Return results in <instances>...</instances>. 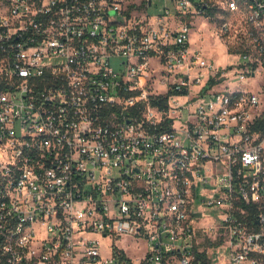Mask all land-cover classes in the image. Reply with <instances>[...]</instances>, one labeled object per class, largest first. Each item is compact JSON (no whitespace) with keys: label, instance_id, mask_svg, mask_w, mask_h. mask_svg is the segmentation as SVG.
Returning a JSON list of instances; mask_svg holds the SVG:
<instances>
[{"label":"built area","instance_id":"2783aa9c","mask_svg":"<svg viewBox=\"0 0 264 264\" xmlns=\"http://www.w3.org/2000/svg\"><path fill=\"white\" fill-rule=\"evenodd\" d=\"M202 252L264 264V0H0V264Z\"/></svg>","mask_w":264,"mask_h":264},{"label":"rangeland","instance_id":"374dc122","mask_svg":"<svg viewBox=\"0 0 264 264\" xmlns=\"http://www.w3.org/2000/svg\"><path fill=\"white\" fill-rule=\"evenodd\" d=\"M160 8L152 7L151 13H158ZM202 31L194 33L192 37V48L200 49L204 52L207 57H210L215 64L224 65L228 62V58L225 55L224 46L218 41L217 29L215 26L210 24L207 28L201 27ZM216 214V212H208L207 214ZM121 246H127L126 241H120ZM133 247V246H132ZM128 246L129 253L134 258L141 256L145 247V243L140 244V250H136ZM107 254V253H106Z\"/></svg>","mask_w":264,"mask_h":264},{"label":"trees","instance_id":"16d2710c","mask_svg":"<svg viewBox=\"0 0 264 264\" xmlns=\"http://www.w3.org/2000/svg\"><path fill=\"white\" fill-rule=\"evenodd\" d=\"M158 99L162 103L161 106L164 107L166 105L167 98L166 97H158ZM198 258L201 261V264H211L210 259L208 258V255L206 252L198 253Z\"/></svg>","mask_w":264,"mask_h":264}]
</instances>
